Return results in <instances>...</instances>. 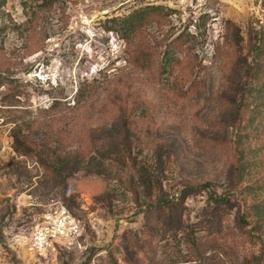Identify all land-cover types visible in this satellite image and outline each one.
Masks as SVG:
<instances>
[{"label": "rangeland", "instance_id": "1", "mask_svg": "<svg viewBox=\"0 0 264 264\" xmlns=\"http://www.w3.org/2000/svg\"><path fill=\"white\" fill-rule=\"evenodd\" d=\"M43 2L0 0V264H243L259 254L264 222L255 225L251 205L264 202V115L251 124L252 105L239 106L243 63L237 64L226 36L233 32L228 20L246 40L264 30L263 0ZM152 6L162 10L150 14L145 32L149 72L128 64L118 26L134 9ZM34 9L41 17L29 47L24 28ZM13 22L24 30H15ZM179 34L186 43L173 45ZM173 47L195 66V84H180L161 68L164 52ZM119 74L129 76L131 87L122 89L111 111L91 112L95 117L73 133L62 124L34 133L52 144H32L33 154L57 151L81 162L66 183L15 148L13 120L38 115L54 97L67 108L83 84L97 105L110 104ZM126 102L145 116L134 127L140 141L112 112ZM148 128L155 131L152 140ZM132 156L153 171L147 178L154 183L140 177ZM211 194L224 202L216 206ZM59 203L81 224L78 244L32 249L33 228Z\"/></svg>", "mask_w": 264, "mask_h": 264}, {"label": "trees", "instance_id": "2", "mask_svg": "<svg viewBox=\"0 0 264 264\" xmlns=\"http://www.w3.org/2000/svg\"><path fill=\"white\" fill-rule=\"evenodd\" d=\"M48 2L51 3V0H44L43 3L47 4ZM27 3L28 2H25V4ZM160 10H162L161 6H152L151 8L141 7L134 9L131 13L127 14L123 18H119L121 23L118 27L121 31V37L125 42V52L128 54V58H126V60L128 64L134 69L149 72L150 69H152V53L148 50L145 32L150 21V14L153 12L159 13L161 12ZM28 13L29 18L24 29L26 39L25 42L26 45L30 47L35 42L36 36L39 32V20L41 13L36 9L31 10ZM13 27L18 31L24 30L23 25L16 22H13ZM230 29H233V32L230 33ZM227 30L229 32H227L226 37L230 38L234 52L239 57L237 64L243 63L242 68L244 69V74H242L241 77H238L239 81H237V91L240 93L239 106L252 105V116L249 121L251 124H254L257 121L258 116L264 115V30L255 31L253 35L249 36L248 40L245 39L244 35L240 32L239 27L231 20L227 21ZM184 35L185 34H179L175 39H173V45L177 46L186 43L188 38ZM1 47L2 46L0 45V48ZM246 48L248 49V53L244 54L243 51ZM179 51L182 50H179L176 47L165 51L164 57L161 59V62L163 63L161 68L166 70L168 76L171 77L175 75L177 82L180 84L181 82H186L189 79L191 81V85L195 84L197 81L195 66L189 65V62L187 61V54H182ZM114 80V86L111 88L107 97V99L110 101V104H108V102H103L101 105H97L98 102L96 100L88 98L86 90L87 87L83 84L76 91L74 103L69 105L67 108L61 109L60 104H62V100H60L58 97H54L53 102L47 107L38 108L40 112L38 115H33L30 118L24 117L21 121L16 119L13 120L15 125L12 129V135L14 138L13 144H15V148L17 150H21L24 154H33V151H35L36 148H34L32 144H52L50 143L49 136L39 139L34 137V133L39 129L43 127L49 129L54 127V125L62 124V127L65 130H69L70 133H73L72 131L76 130L78 126L86 125L87 122L91 121V118H94L100 111L104 112L103 109L109 108L111 111L112 103L118 101L121 93L123 92L122 89L126 88V91H128V89L131 87L129 84L130 78L127 75H115ZM10 105L17 104L15 103ZM117 110L118 111L116 112L114 108L112 112L117 113L116 117L123 121L124 125L128 128L133 138L140 141L141 133L134 129V127L140 120H143L145 116L136 115L133 108L127 102L124 104L120 103V106L118 105ZM94 111L95 116L93 115L91 117ZM145 133V135L151 136V140L155 135L153 128L146 129ZM248 135L249 134H245V136ZM242 136V134H237L236 138L241 140ZM63 142L64 140L61 142L58 141L59 144ZM33 155L36 157L38 163H40L45 168L47 174L50 177L62 183H66L68 177L71 176L73 171H75L74 169L79 167L81 163L79 160L70 161L66 156L61 157V154H59L57 151L45 153V150H37V153ZM64 161L69 163L68 168L63 165ZM242 166V171L245 172L246 167H244V162H242ZM132 167L136 169L142 179H146L148 175L152 176L153 174V171L148 168V166L139 165L133 156ZM147 179L154 183L153 178L149 177ZM209 185V182L206 183L204 189H207ZM252 187L253 186H251V188ZM210 199L211 201H214L216 206L224 202V198L222 196H215L214 194H211ZM163 205L164 204H161V207ZM251 208L253 209V215L257 218L255 225L263 223L264 202H254L251 205ZM242 221L245 222L246 219L242 218ZM215 224L216 220H212L211 226H215ZM218 231L219 230H211L210 234H215ZM196 239L197 237L193 239V243L196 244V246H199ZM197 255V258L201 261V252L198 251ZM196 261L197 259L195 262ZM243 264H264V246L260 250L259 254L247 258Z\"/></svg>", "mask_w": 264, "mask_h": 264}, {"label": "built area", "instance_id": "3", "mask_svg": "<svg viewBox=\"0 0 264 264\" xmlns=\"http://www.w3.org/2000/svg\"><path fill=\"white\" fill-rule=\"evenodd\" d=\"M81 224L62 203L52 205L36 223L29 237L30 247L36 251H50L71 247L79 242Z\"/></svg>", "mask_w": 264, "mask_h": 264}]
</instances>
